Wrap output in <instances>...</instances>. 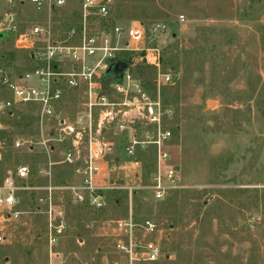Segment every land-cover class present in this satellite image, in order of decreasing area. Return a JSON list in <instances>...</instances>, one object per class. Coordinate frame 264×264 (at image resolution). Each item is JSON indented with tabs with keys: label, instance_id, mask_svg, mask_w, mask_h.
Segmentation results:
<instances>
[{
	"label": "rangeland",
	"instance_id": "obj_1",
	"mask_svg": "<svg viewBox=\"0 0 264 264\" xmlns=\"http://www.w3.org/2000/svg\"><path fill=\"white\" fill-rule=\"evenodd\" d=\"M5 1L0 0V17L9 11ZM11 1L17 2L12 11L20 32L48 21L54 30H65L71 22L70 8L80 2L66 0L67 7L49 17L34 11L25 0H21L23 8L18 7L20 0ZM115 4L114 22L122 27L161 22L173 34L172 39L157 40L163 46L160 71L173 81L160 88V95L174 111L169 126L173 128L171 153L182 189L155 202L146 189L148 169H142L141 182L136 181L140 188L132 196L124 190L105 192L108 211L102 219L93 220L88 209L67 207L71 228L59 244L64 261L127 264L115 253L109 233L111 221L131 212L137 220H152L161 227L160 242L168 256L158 263L138 264H264V0H115ZM14 40L9 34L0 39V55L4 67L21 71L28 57L26 52H15ZM133 72L153 90L154 69L136 65ZM208 101L214 104L205 110ZM71 102L75 106L78 99ZM33 122L31 116L20 113L6 123L0 135L4 144L1 176L19 164L38 169L48 162L39 148L33 153L13 148L16 138L31 139ZM50 161L61 162L62 149L56 148ZM52 169V185L73 181L72 170L65 164ZM118 182L129 185L135 179L121 174ZM40 184L45 182L34 183ZM37 194H23L22 204L38 207ZM116 196H126L127 202L113 207L111 200ZM58 197L65 202L64 194ZM41 223L44 227L33 239L31 232L25 234L27 226L15 228L10 244L0 246V264H49Z\"/></svg>",
	"mask_w": 264,
	"mask_h": 264
},
{
	"label": "built area",
	"instance_id": "obj_2",
	"mask_svg": "<svg viewBox=\"0 0 264 264\" xmlns=\"http://www.w3.org/2000/svg\"><path fill=\"white\" fill-rule=\"evenodd\" d=\"M5 2L9 11L0 17V34L13 37L15 49L23 44L28 62L23 70L12 71L4 67L0 55V135L8 121L28 114L34 120V133L31 139L16 138L13 148L28 153L39 148L49 160L35 170L19 164L0 179V246L10 244L15 228H28L31 218L42 216L49 264H65L59 244L69 229L67 207L101 210L107 190L135 194L143 155L153 158L154 170L146 187L153 201L163 202L182 189L171 153L173 128L169 126L174 111L160 95V88L173 81L160 71L163 46L157 40L172 39L173 34L161 22L122 27L114 22L115 0H80L76 8H70L71 22L65 30H54L48 21L20 32L12 11L17 2ZM19 2L49 17L68 4L66 0ZM178 20L184 18L178 16ZM123 60L127 69L114 81L106 71ZM136 65L156 71L152 91L134 76ZM72 99H78L75 106ZM56 148L62 149L59 163L50 161ZM3 152L0 136V164ZM55 164L68 166L75 181L52 185ZM119 174L135 182L105 185L106 179ZM37 179L45 185H34ZM27 192L40 193L35 201L38 207L22 204ZM59 194L65 195V202ZM110 227L114 251L127 264L168 259L160 242L163 230L152 220L139 221L130 212L124 219L111 221Z\"/></svg>",
	"mask_w": 264,
	"mask_h": 264
},
{
	"label": "crops",
	"instance_id": "obj_3",
	"mask_svg": "<svg viewBox=\"0 0 264 264\" xmlns=\"http://www.w3.org/2000/svg\"><path fill=\"white\" fill-rule=\"evenodd\" d=\"M25 5V4H24ZM22 52H26L24 49H23V51ZM27 53V52H26ZM27 56H28V53H27ZM33 170H35V169H33ZM7 174V173H6ZM5 174V175H6ZM4 175V176H5ZM4 176H1L0 175V179H2ZM121 175L119 174V175H117V176H113V177H110V178H108V179H106L105 180V185H108V186H116L117 187V185H120L121 183H119L118 182V179H119V177H120ZM73 181H75V179H74V177H73ZM35 182H37V183H40V182H43L42 180H40V179H37ZM54 185H56V186H59V185H66V184H54ZM108 191V190H107ZM104 195H105V193H104ZM33 203V202H32ZM33 205V204H32ZM107 206V205H106ZM41 222H44L43 220L41 221V219L40 218H37V217H33V218H31L30 219V223H29V227L28 228H26V233L25 234H28V232L30 233L31 232V237H32V239H33V236H34V238H35V232H37L38 230H40L41 229V225L43 224V223H41ZM42 227H44L43 225H42ZM71 228V227H70ZM70 228L68 229V231L70 230ZM108 232H110V230L108 229ZM25 234H23V238L26 236ZM108 234V233H107ZM107 234H105V236H109V235H107ZM110 234V236L112 235V233H109ZM100 236H104V235H100ZM104 236V237H105ZM36 237H39V236H36ZM29 241H30V239H29ZM97 252H100V249H98L97 250ZM64 257V256H63ZM65 264H68L66 261H65ZM80 264H95V259L94 260H92V259H84L83 260V262L82 263H80Z\"/></svg>",
	"mask_w": 264,
	"mask_h": 264
},
{
	"label": "trees",
	"instance_id": "obj_4",
	"mask_svg": "<svg viewBox=\"0 0 264 264\" xmlns=\"http://www.w3.org/2000/svg\"><path fill=\"white\" fill-rule=\"evenodd\" d=\"M24 6H25L24 3H21V2L18 3V7L19 8H23ZM22 51H23V49H16L15 52L16 53H19V52L24 53ZM11 55H13V54L11 53ZM122 62H124L125 64H127V61L126 60H123ZM141 160H142V164H143V169H148L146 175L149 176L153 172V170H154L153 169V163H152V157H150V155H147L146 158H144V159L142 158ZM122 201L127 202V197L126 196H123L120 199V197H117L116 196V197H114L111 200V204H112L113 207H117L118 205L122 204ZM142 201L143 200H141V202ZM136 204H137V202H136ZM82 208H84V207H82ZM85 209H88V208H85ZM88 210L93 211V216H92V219L93 220L102 219V217H104L106 215V212L108 211V209L106 207H104L101 210H91V209H88Z\"/></svg>",
	"mask_w": 264,
	"mask_h": 264
},
{
	"label": "water",
	"instance_id": "obj_5",
	"mask_svg": "<svg viewBox=\"0 0 264 264\" xmlns=\"http://www.w3.org/2000/svg\"><path fill=\"white\" fill-rule=\"evenodd\" d=\"M5 34H0V39L4 37ZM127 69V64L122 61H117L115 63L110 64L108 67L106 74L111 77L114 81H119L121 79L122 73ZM214 103L212 101H208L205 106V110L209 109Z\"/></svg>",
	"mask_w": 264,
	"mask_h": 264
}]
</instances>
